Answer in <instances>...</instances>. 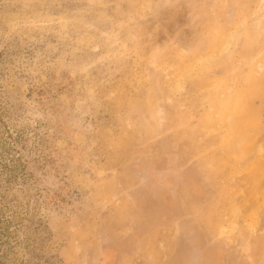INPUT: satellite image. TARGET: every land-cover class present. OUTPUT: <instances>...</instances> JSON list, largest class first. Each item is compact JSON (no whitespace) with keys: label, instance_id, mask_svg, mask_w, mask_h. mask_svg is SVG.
I'll return each mask as SVG.
<instances>
[{"label":"rangeland","instance_id":"374dc122","mask_svg":"<svg viewBox=\"0 0 264 264\" xmlns=\"http://www.w3.org/2000/svg\"><path fill=\"white\" fill-rule=\"evenodd\" d=\"M0 264H264V0H0Z\"/></svg>","mask_w":264,"mask_h":264}]
</instances>
